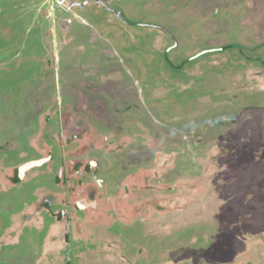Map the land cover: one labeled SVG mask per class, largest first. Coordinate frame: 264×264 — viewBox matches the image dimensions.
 I'll return each instance as SVG.
<instances>
[{
	"label": "rangeland",
	"instance_id": "374dc122",
	"mask_svg": "<svg viewBox=\"0 0 264 264\" xmlns=\"http://www.w3.org/2000/svg\"><path fill=\"white\" fill-rule=\"evenodd\" d=\"M79 1L0 0V172L44 147L54 167L62 149L96 160L112 210L55 220L36 207L58 198L54 172L35 168L0 186V264H264V0ZM81 119L104 147L75 155L51 132ZM137 169L162 178L129 187L123 224Z\"/></svg>",
	"mask_w": 264,
	"mask_h": 264
},
{
	"label": "flooded vegetation",
	"instance_id": "af4514ba",
	"mask_svg": "<svg viewBox=\"0 0 264 264\" xmlns=\"http://www.w3.org/2000/svg\"><path fill=\"white\" fill-rule=\"evenodd\" d=\"M65 1V3L67 4L68 7H82L83 2L84 1H79V0H63ZM90 1V0H89ZM96 2H100L106 5L105 2H103L102 0H96ZM64 2L58 3L57 2V6L60 7L62 10H65V6ZM52 9L54 10L55 8L52 7ZM45 10L47 9H42L41 12L43 13H38L39 16L40 15H46L47 11L45 12ZM51 11V9H48ZM49 11V12H50ZM71 12V11H70ZM71 16V18H74L77 22H81L79 20V15L76 16V14L72 15L71 13H69ZM54 17L58 20L57 23H60L61 26L66 22H64L65 19H63L61 16H58L55 14ZM52 17V16H49ZM76 17L78 19H76ZM72 20V19H71ZM79 20V21H78ZM61 115H59L58 112V116H57V120L59 118V120H62ZM48 119H50V117H48ZM86 119V118H85ZM85 119H81V120H85ZM70 120H72V118H70ZM83 122H77L73 123V127L71 128V130L73 131H68L66 128H64L65 126H63L64 124L60 122L61 125L58 124V128L57 131L55 132H51L52 136L56 137L59 139V137H61L60 142V147H66L68 144L67 139H74L81 142L80 144V151L75 150V155L84 151V149H87L89 151H91L90 149H88V147H104L100 144H89L87 143V138H88V132L91 128V125L88 124L85 120V122L83 123V127H81V124ZM75 130V131H74ZM75 132V133H73ZM73 135H71V134ZM60 134V136H59ZM71 136V138H70ZM66 138V139H65ZM62 139H64L62 141ZM33 149L36 150V147H34ZM121 149H125L122 147ZM63 149L61 151V155L59 157V162L58 165L54 167L55 164V159L54 156L50 150V148L48 147H44L43 150H40V156L35 158V159H28L25 161H22L16 165H9L6 168H2L4 171L0 172V186L2 188V192H6V197L10 195L11 192H14L13 189H15V185L20 183L21 180H25V181H30L32 179L38 178V177H43L42 175V171H36L33 172L34 169L36 168H46V171L52 173L54 172V180H53V184L52 186H54V188H52L53 192L55 193V191L59 192L57 195V199L54 201H44L41 200L40 197H38L37 203H36V207L38 209H40V203L42 204V206H44L42 209L40 210H47L48 213H50V216H54L53 218L57 221H63V217L65 215V209L63 208V206L66 207V209H71L74 208L73 210L75 211H83L84 215H85V220L87 222H91L93 220V218L97 217L98 215L102 214V213H106L109 210H112L110 208H103V205L105 204L104 201V195L106 196V198H108V193L105 192V188L103 186V177L101 179H96V177L98 176V174L96 173V171L94 170L95 166L98 164V162L96 160L93 159H89L88 161H86L85 164L83 163V159H77L75 157V159H73L72 161H68L63 163L62 159L65 153H63ZM82 154V153H81ZM80 157V156H79ZM31 160H42V163L38 166H34L31 167L29 169H25L23 171H20L18 168L20 166H22L23 164L31 161ZM115 160V159H114ZM113 160V161H114ZM73 164V166H72ZM94 164V167H93ZM136 165V164H135ZM170 165V164H169ZM167 165V170H165V173H163L162 177H164V174H168L169 173V166ZM72 166V167H71ZM139 167V166H137ZM93 169V170H92ZM137 171V172H136ZM136 173L133 174H129L126 177V183L124 185V190H122L120 192V194L122 193L123 196L121 197V201L119 203V208H118V212L119 215L121 216V220H123V224L125 223H131V221H134L135 216L133 215V211L135 209V194L133 195L130 192L129 187L132 185L135 188L138 187H146V188H150L152 190L158 191V189L156 188L155 183H157V180H159L158 178H162L159 177L158 172L157 171H153L152 173V182L151 185L152 187H150L149 185H141L142 181H144V179H149L148 178V170L146 169H140L138 171V169L136 170ZM107 172V171H105ZM78 173H82L84 174V181L81 182L80 180H78L79 178L77 177ZM65 178V180H64ZM82 178V177H81ZM69 179V180H68ZM141 181V183H140ZM74 183H76V186H74ZM101 183V184H100ZM101 188H103V191H101ZM55 189V190H54ZM66 190V191H65ZM11 191V192H10ZM101 194H100V193ZM128 199L131 200V203L128 202ZM109 202L110 199L108 198ZM55 206H59L58 209H54ZM8 209H6L7 212ZM53 211V212H52ZM77 214H72V220H77ZM126 218H128V220H126ZM131 219V221H130ZM91 220V221H90ZM126 220V221H125ZM65 226V224H64ZM107 227L110 228L111 224L106 225ZM69 233L66 234V239L69 238ZM68 241V240H66Z\"/></svg>",
	"mask_w": 264,
	"mask_h": 264
},
{
	"label": "water",
	"instance_id": "95a60500",
	"mask_svg": "<svg viewBox=\"0 0 264 264\" xmlns=\"http://www.w3.org/2000/svg\"><path fill=\"white\" fill-rule=\"evenodd\" d=\"M41 163H42V160H31V161H29V162L23 164L22 166H20L18 169H19L20 171H23V170H25V169H29V168L34 167V166H38V165H40Z\"/></svg>",
	"mask_w": 264,
	"mask_h": 264
},
{
	"label": "crops",
	"instance_id": "0c3cea01",
	"mask_svg": "<svg viewBox=\"0 0 264 264\" xmlns=\"http://www.w3.org/2000/svg\"><path fill=\"white\" fill-rule=\"evenodd\" d=\"M13 5H15V4H13ZM39 15V14H38ZM20 18V17H19ZM21 18H23V17H21ZM24 18H27V17H24ZM82 21H83V19H81ZM25 22H26V20H25Z\"/></svg>",
	"mask_w": 264,
	"mask_h": 264
}]
</instances>
